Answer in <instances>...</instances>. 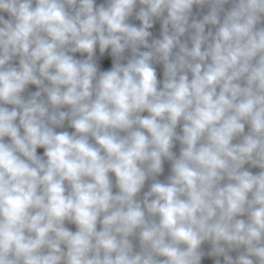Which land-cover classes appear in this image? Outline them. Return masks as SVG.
Wrapping results in <instances>:
<instances>
[{"label":"clouds","instance_id":"clouds-1","mask_svg":"<svg viewBox=\"0 0 264 264\" xmlns=\"http://www.w3.org/2000/svg\"><path fill=\"white\" fill-rule=\"evenodd\" d=\"M0 264H264V0H0Z\"/></svg>","mask_w":264,"mask_h":264},{"label":"water","instance_id":"water-1","mask_svg":"<svg viewBox=\"0 0 264 264\" xmlns=\"http://www.w3.org/2000/svg\"><path fill=\"white\" fill-rule=\"evenodd\" d=\"M69 131H71V129H68Z\"/></svg>","mask_w":264,"mask_h":264}]
</instances>
